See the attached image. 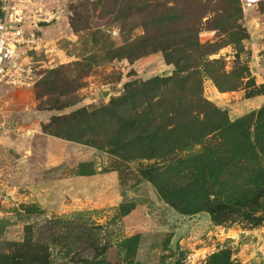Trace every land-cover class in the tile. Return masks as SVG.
Masks as SVG:
<instances>
[{
    "label": "rangeland",
    "instance_id": "1",
    "mask_svg": "<svg viewBox=\"0 0 264 264\" xmlns=\"http://www.w3.org/2000/svg\"><path fill=\"white\" fill-rule=\"evenodd\" d=\"M244 2L10 1L36 42L0 80V264H264V0Z\"/></svg>",
    "mask_w": 264,
    "mask_h": 264
},
{
    "label": "built area",
    "instance_id": "2",
    "mask_svg": "<svg viewBox=\"0 0 264 264\" xmlns=\"http://www.w3.org/2000/svg\"><path fill=\"white\" fill-rule=\"evenodd\" d=\"M11 0H0V80H12L19 73V63L14 56L17 48L32 45L36 42L34 33L27 31L20 24V17L11 18L8 12ZM254 0H245V5L250 6ZM13 21V24L10 22Z\"/></svg>",
    "mask_w": 264,
    "mask_h": 264
},
{
    "label": "water",
    "instance_id": "3",
    "mask_svg": "<svg viewBox=\"0 0 264 264\" xmlns=\"http://www.w3.org/2000/svg\"><path fill=\"white\" fill-rule=\"evenodd\" d=\"M56 17H57V15L54 14V15H52L50 18H41V19H38V20H37V25H38V26H45V25H48V24H50L53 20H55ZM101 93H102V95H104V96L107 94V92H106L105 90H102Z\"/></svg>",
    "mask_w": 264,
    "mask_h": 264
},
{
    "label": "trees",
    "instance_id": "4",
    "mask_svg": "<svg viewBox=\"0 0 264 264\" xmlns=\"http://www.w3.org/2000/svg\"><path fill=\"white\" fill-rule=\"evenodd\" d=\"M218 206L216 205V207H213V208H211L210 210H211V214L215 211L214 209H216ZM209 210V209H208ZM209 210V211H210Z\"/></svg>",
    "mask_w": 264,
    "mask_h": 264
}]
</instances>
